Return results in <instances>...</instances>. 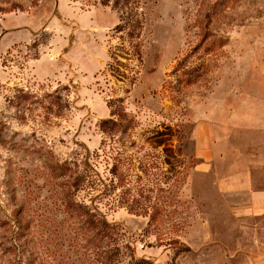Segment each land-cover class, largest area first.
<instances>
[{
	"label": "rangeland",
	"instance_id": "rangeland-1",
	"mask_svg": "<svg viewBox=\"0 0 264 264\" xmlns=\"http://www.w3.org/2000/svg\"><path fill=\"white\" fill-rule=\"evenodd\" d=\"M263 157L264 0H0V264H264L216 185Z\"/></svg>",
	"mask_w": 264,
	"mask_h": 264
},
{
	"label": "crops",
	"instance_id": "crops-1",
	"mask_svg": "<svg viewBox=\"0 0 264 264\" xmlns=\"http://www.w3.org/2000/svg\"><path fill=\"white\" fill-rule=\"evenodd\" d=\"M197 126L198 123L193 131L196 155L204 158L201 169L205 167L207 170L216 154L215 143L213 138L211 139L208 135L205 137L203 135L195 136ZM259 161L256 162L254 168L246 164L237 170L231 169L226 177L218 179L216 183L217 188L224 196H237L238 213L244 216H264V163H262L264 157ZM258 163L259 165H257Z\"/></svg>",
	"mask_w": 264,
	"mask_h": 264
},
{
	"label": "trees",
	"instance_id": "trees-1",
	"mask_svg": "<svg viewBox=\"0 0 264 264\" xmlns=\"http://www.w3.org/2000/svg\"><path fill=\"white\" fill-rule=\"evenodd\" d=\"M116 122L112 119H106V120H102L98 125L100 127H103V130L105 131H110L113 128V125H115ZM109 153V151H108ZM95 156H99V154H97V152L95 153ZM56 170L58 172H62L65 180V185H66V196H67V200L71 199V197L75 194V191L80 190V189H90L91 191H94L96 188V186L101 187L100 185V180L99 178L95 177V173H93V170H85L86 173H78L77 175L74 174L76 173V171L74 169H72L67 162H63V164H58L56 165ZM111 172V171H110ZM90 174L94 175V178L92 179V177L90 176ZM113 180L110 178V182H112ZM96 183V184H95ZM104 187V186H103ZM79 207V206H78ZM81 207V206H80ZM73 208V207H71ZM76 216H79L81 218L80 223L81 226L84 227L85 229H90L92 230L96 235H99L101 237V240H103L104 244L108 245L110 243V241L112 240V242H114L115 240H113L112 236L114 231H113V227L109 226L108 224H106L104 222V220L99 217V214L96 213V211H92V209H87V207L84 206V208L81 209L80 212L76 213ZM101 218L98 219L97 217ZM94 234V235H95ZM111 239V240H109ZM109 240V241H108ZM113 246L114 243H112Z\"/></svg>",
	"mask_w": 264,
	"mask_h": 264
}]
</instances>
